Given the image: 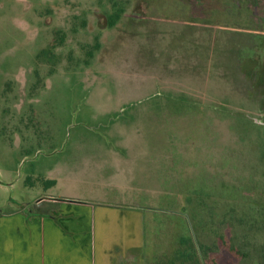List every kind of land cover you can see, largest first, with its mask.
<instances>
[{
  "label": "rangeland",
  "instance_id": "374dc122",
  "mask_svg": "<svg viewBox=\"0 0 264 264\" xmlns=\"http://www.w3.org/2000/svg\"><path fill=\"white\" fill-rule=\"evenodd\" d=\"M46 194L148 207V264L191 209L264 264V0H0V208Z\"/></svg>",
  "mask_w": 264,
  "mask_h": 264
},
{
  "label": "crops",
  "instance_id": "0c3cea01",
  "mask_svg": "<svg viewBox=\"0 0 264 264\" xmlns=\"http://www.w3.org/2000/svg\"><path fill=\"white\" fill-rule=\"evenodd\" d=\"M7 205L0 208V264H148L153 226L142 204L46 194Z\"/></svg>",
  "mask_w": 264,
  "mask_h": 264
},
{
  "label": "trees",
  "instance_id": "16d2710c",
  "mask_svg": "<svg viewBox=\"0 0 264 264\" xmlns=\"http://www.w3.org/2000/svg\"><path fill=\"white\" fill-rule=\"evenodd\" d=\"M251 201V205L249 204L250 208L247 211V214H245L247 215L246 217L248 218L249 223L253 225V223L257 222L260 218L261 212L259 209L260 204L258 203V198L256 197L255 200L251 199ZM202 203L201 206L205 205L208 212H213L212 209L214 208L210 207V205L205 202ZM212 214L216 215L215 213ZM197 216L195 210L191 209V213L187 217L191 229L189 232L187 230L184 236H179L173 258L169 264H233V256L239 258L243 256L248 257L246 264L251 263L249 258L251 250L247 248L245 252H240V245H242L240 244L241 241H239L237 245L227 242L225 237L226 230H224L225 234H221L220 232H215V230L208 228V232L215 233V240L209 245L199 243L195 233V227H198L196 222L197 224L199 223ZM201 225L203 226V224ZM230 238L233 239L234 237H228V240H230ZM259 252L264 254V250H260Z\"/></svg>",
  "mask_w": 264,
  "mask_h": 264
}]
</instances>
